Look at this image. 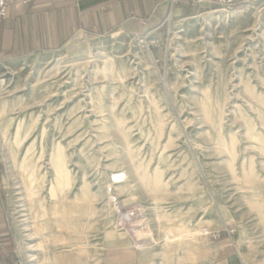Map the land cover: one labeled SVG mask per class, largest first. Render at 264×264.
<instances>
[{"label": "rangeland", "instance_id": "rangeland-1", "mask_svg": "<svg viewBox=\"0 0 264 264\" xmlns=\"http://www.w3.org/2000/svg\"><path fill=\"white\" fill-rule=\"evenodd\" d=\"M188 5L0 64L14 264H264V0Z\"/></svg>", "mask_w": 264, "mask_h": 264}, {"label": "crops", "instance_id": "crops-1", "mask_svg": "<svg viewBox=\"0 0 264 264\" xmlns=\"http://www.w3.org/2000/svg\"><path fill=\"white\" fill-rule=\"evenodd\" d=\"M166 1L180 5L182 11L191 6L190 0H32L21 7L10 4L0 19V64L35 52L56 51L77 32L107 36L118 30L136 33L147 29L164 15ZM12 244L0 188V264H14L10 260ZM200 264L242 261L232 245H225Z\"/></svg>", "mask_w": 264, "mask_h": 264}, {"label": "built area", "instance_id": "built-area-1", "mask_svg": "<svg viewBox=\"0 0 264 264\" xmlns=\"http://www.w3.org/2000/svg\"><path fill=\"white\" fill-rule=\"evenodd\" d=\"M32 0H0V19L7 14V8L10 4H14L15 6H24ZM250 0H190L191 4H197L201 2H205L210 5H216L221 7L222 9L229 8L232 6H237L238 4H245Z\"/></svg>", "mask_w": 264, "mask_h": 264}, {"label": "bare ground", "instance_id": "bare-ground-1", "mask_svg": "<svg viewBox=\"0 0 264 264\" xmlns=\"http://www.w3.org/2000/svg\"><path fill=\"white\" fill-rule=\"evenodd\" d=\"M19 134H20V128L17 130L16 140L14 142L17 141V143H19V140H18L19 138H17L19 136ZM53 170L55 171V179H54V182H53V185H52L53 189L54 190L57 189V190H59V192H60V190L61 191L67 190L68 187L70 186L69 185V175H68V173L65 170H63L60 166L58 167V165L57 166L54 165ZM30 179H31V182L34 181V175H30ZM64 218H65V216H64ZM79 224H80L79 223V219H78V216L76 215L75 218H74V221H73L74 229L76 227H78ZM76 233H78V231L75 229V237H76L75 239L78 240V238H77L78 236H77ZM21 252H22V249H21ZM28 258H30V257H28ZM70 264H83V263L81 261L77 262L76 260H70Z\"/></svg>", "mask_w": 264, "mask_h": 264}]
</instances>
